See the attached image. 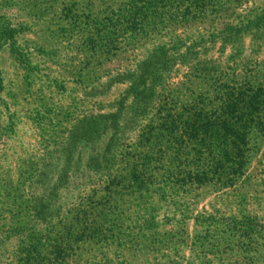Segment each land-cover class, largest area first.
<instances>
[{"label": "rangeland", "instance_id": "1", "mask_svg": "<svg viewBox=\"0 0 264 264\" xmlns=\"http://www.w3.org/2000/svg\"><path fill=\"white\" fill-rule=\"evenodd\" d=\"M146 1L0 0V264H264V135L233 185L175 184L141 137L210 86L177 63L161 101L133 94L155 46L213 30L192 61L264 76V25L243 18L264 0L188 23Z\"/></svg>", "mask_w": 264, "mask_h": 264}, {"label": "trees", "instance_id": "2", "mask_svg": "<svg viewBox=\"0 0 264 264\" xmlns=\"http://www.w3.org/2000/svg\"><path fill=\"white\" fill-rule=\"evenodd\" d=\"M216 1L220 3L221 0L146 2L154 7L153 16L165 12L174 19L188 23L218 13L220 9L213 8ZM243 18L247 19L248 27L253 25L252 22L262 26L264 9ZM153 24L155 26L150 27L149 32L158 29L156 22ZM232 28L231 25L227 26L224 33L232 31ZM220 33L213 30L201 40L183 39L179 40L180 45L155 46L151 56L156 58L150 60L148 65L163 73L150 74L147 79L135 77V100H147L149 103L157 99L161 101L163 96L157 97L156 88L166 83L168 72L177 63L186 64L190 76L205 80L210 86V92H198L190 100L181 103V112L167 113L165 117H158L157 122L148 124L141 137L150 151L149 159L158 155L153 160L165 159L177 163V170L160 172V175L165 176L164 179L175 184L233 185L244 173L251 153L257 149L258 140L264 135V76L259 72L245 75L244 64L242 71H237L238 65L208 69L205 60L192 61V55L197 53L195 47L200 46L201 42H210ZM180 46L184 49L181 50ZM159 106L162 111L169 112L172 109L166 108L167 105L163 103ZM157 174H152V178Z\"/></svg>", "mask_w": 264, "mask_h": 264}]
</instances>
